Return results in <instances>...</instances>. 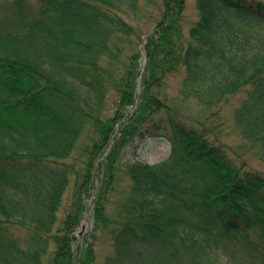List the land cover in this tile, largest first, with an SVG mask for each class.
Listing matches in <instances>:
<instances>
[{
  "label": "trees",
  "instance_id": "obj_1",
  "mask_svg": "<svg viewBox=\"0 0 264 264\" xmlns=\"http://www.w3.org/2000/svg\"><path fill=\"white\" fill-rule=\"evenodd\" d=\"M159 2L141 68V0H0V264H96L97 232L106 264H264V0H196L188 33ZM145 138L168 157L126 159Z\"/></svg>",
  "mask_w": 264,
  "mask_h": 264
},
{
  "label": "rangeland",
  "instance_id": "obj_2",
  "mask_svg": "<svg viewBox=\"0 0 264 264\" xmlns=\"http://www.w3.org/2000/svg\"><path fill=\"white\" fill-rule=\"evenodd\" d=\"M141 8L142 13H139V16L134 22H131V24L135 27V29L139 32V38L135 41V47L133 50H125L124 56L133 52H139L141 49L143 38L145 36H149L153 33L155 29V25L157 20L159 19L161 8H160V2L159 0H151V2H146L144 0H141ZM197 19V10H196V0H186V8L184 10L183 18H182V27L185 31V33H188L190 26L196 21ZM142 39V40H141ZM141 55V54H140ZM144 59L139 60V65L142 68L144 66ZM142 71V70H141ZM182 80V75H176L168 78L165 86V92L171 100H174L178 94V89L180 86V82ZM114 95V94H112ZM115 96H110L106 102V112L110 116L113 114L112 104H114ZM222 120L224 121V126L221 128H224L222 130L221 139L226 142L227 144L231 146H235L237 144V138L235 136V133H233L232 130V124L229 120V112L225 111L223 115H221ZM136 142V141H135ZM136 144V143H135ZM137 148L135 151V156L131 153L130 149H128V152L125 154V158L128 159L131 156L137 160H139L142 163L148 164V165H154L157 164L164 159L168 157L169 154V143L164 138H145L143 141L136 144ZM249 165L251 168H253L256 171L264 172V162H259L258 160L254 158L249 159ZM97 182L95 183V187L92 189V196L85 200L87 204V212L83 219L86 221L85 227L82 226V222L79 224V227L82 226L78 231H76L75 234V245L78 243H81L85 240H88L90 235L92 234L93 230V219L91 215L87 217L88 214H91V208H92V199L94 198V194L96 192L97 188ZM69 195V193H68ZM115 200H118L117 198H113ZM69 203V199L66 201V206ZM117 210V208H116ZM116 210L110 207L108 209V214L112 215L111 213H116ZM65 214V211L60 213V219L63 218ZM98 233V237L95 243V252H96V264H106L107 258L112 256L113 249L111 247V237H109V234H101Z\"/></svg>",
  "mask_w": 264,
  "mask_h": 264
},
{
  "label": "bare ground",
  "instance_id": "obj_3",
  "mask_svg": "<svg viewBox=\"0 0 264 264\" xmlns=\"http://www.w3.org/2000/svg\"><path fill=\"white\" fill-rule=\"evenodd\" d=\"M85 223H86L85 221H82V226H84V227H85V225H86Z\"/></svg>",
  "mask_w": 264,
  "mask_h": 264
},
{
  "label": "water",
  "instance_id": "obj_4",
  "mask_svg": "<svg viewBox=\"0 0 264 264\" xmlns=\"http://www.w3.org/2000/svg\"><path fill=\"white\" fill-rule=\"evenodd\" d=\"M142 57H143V55H142ZM81 229H83V228H81ZM73 238H75V235L73 236Z\"/></svg>",
  "mask_w": 264,
  "mask_h": 264
}]
</instances>
